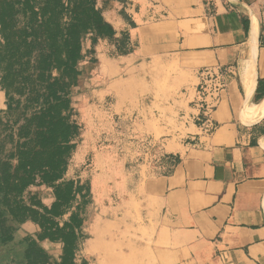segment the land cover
<instances>
[{"label": "crops", "instance_id": "crops-1", "mask_svg": "<svg viewBox=\"0 0 264 264\" xmlns=\"http://www.w3.org/2000/svg\"><path fill=\"white\" fill-rule=\"evenodd\" d=\"M103 15L132 50L114 54L101 39L96 65L84 62L83 108L100 113L102 138L114 144L99 175L74 174L80 150L69 160L65 178L88 180L91 193L81 256L264 264V0H116ZM216 65L227 68L226 89L200 112L198 71Z\"/></svg>", "mask_w": 264, "mask_h": 264}, {"label": "trees", "instance_id": "trees-1", "mask_svg": "<svg viewBox=\"0 0 264 264\" xmlns=\"http://www.w3.org/2000/svg\"><path fill=\"white\" fill-rule=\"evenodd\" d=\"M111 1L0 0V245L13 242L24 223L36 224L37 237L17 242L23 264H88L80 250L89 181L65 174L80 143L76 97L89 86L84 62H96L101 39L114 54L132 50L128 33L116 37L103 15ZM32 185L45 188L25 194ZM46 188L54 197L49 206ZM41 241L59 245V256Z\"/></svg>", "mask_w": 264, "mask_h": 264}, {"label": "rangeland", "instance_id": "rangeland-1", "mask_svg": "<svg viewBox=\"0 0 264 264\" xmlns=\"http://www.w3.org/2000/svg\"><path fill=\"white\" fill-rule=\"evenodd\" d=\"M106 1L108 0H97L98 6L106 7ZM105 16L107 18V13H105ZM98 50L100 51L101 49L98 47ZM93 65L95 66L96 64L94 63ZM89 87L90 86H82L81 92L76 97V108L78 111L77 119L81 124V137L78 147V150H80L81 161L75 165V175L85 174V172L89 173L93 170H97V174L99 175L101 173V167L106 163V160L102 159L103 157H100V154L105 151L107 148L106 145L114 144V140L111 142L110 139L105 140L102 138L101 129L105 132L104 130L106 126L104 125L102 128V126L99 125L101 123L100 113L98 111L89 112L87 109L83 108L86 96L89 93ZM2 103L3 92L0 90V105ZM91 120L97 124L92 126ZM75 162L76 161H72L71 165ZM27 231L36 234L38 228L36 224L33 223L32 226L24 231L19 230L15 232V240L13 242L7 245H0V264H23L22 247L18 245L17 242L21 239L23 233ZM48 250L53 258H57L60 246L57 244L50 245Z\"/></svg>", "mask_w": 264, "mask_h": 264}, {"label": "built area", "instance_id": "built-area-1", "mask_svg": "<svg viewBox=\"0 0 264 264\" xmlns=\"http://www.w3.org/2000/svg\"><path fill=\"white\" fill-rule=\"evenodd\" d=\"M226 67L205 66L198 71L197 95L200 112L206 108H213L220 101L222 93L226 89Z\"/></svg>", "mask_w": 264, "mask_h": 264}]
</instances>
